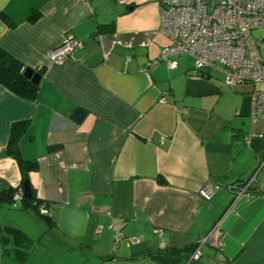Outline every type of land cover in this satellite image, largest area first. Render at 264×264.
Masks as SVG:
<instances>
[{"label": "crops", "instance_id": "0c3cea01", "mask_svg": "<svg viewBox=\"0 0 264 264\" xmlns=\"http://www.w3.org/2000/svg\"><path fill=\"white\" fill-rule=\"evenodd\" d=\"M67 34L81 47L51 61ZM168 45L158 0H0V49L42 71L34 101L0 86V235L32 242L5 233L0 264H188L211 232L189 264H264V118L252 117V87H228L185 55L168 70ZM15 123L48 223L23 194L5 200L23 193L6 153ZM258 168L235 200L226 186ZM207 183L221 188L203 201ZM117 233L138 242L115 250Z\"/></svg>", "mask_w": 264, "mask_h": 264}, {"label": "built area", "instance_id": "2783aa9c", "mask_svg": "<svg viewBox=\"0 0 264 264\" xmlns=\"http://www.w3.org/2000/svg\"><path fill=\"white\" fill-rule=\"evenodd\" d=\"M123 4L125 0H117ZM160 11V31L165 34L170 45L163 48L159 60L168 70L177 68L176 58L187 56L193 67L201 74L217 70L228 87L250 85L252 87V117L264 118V59L260 54V43L264 48L261 32L264 30V0H158ZM258 32V36L253 33ZM81 47L72 35L67 34L62 44L48 54L51 61H59L73 56ZM157 61L148 65L153 66ZM256 170L244 181L228 185L234 199L244 195L256 181ZM221 188L207 183L199 190L203 201H209ZM18 189L12 201L22 198ZM40 214L46 213V205L38 207ZM160 235V232H156ZM214 239L213 232L200 238L188 257V264L197 262L201 248ZM121 242L135 244L138 238H125L114 234V247Z\"/></svg>", "mask_w": 264, "mask_h": 264}, {"label": "trees", "instance_id": "16d2710c", "mask_svg": "<svg viewBox=\"0 0 264 264\" xmlns=\"http://www.w3.org/2000/svg\"><path fill=\"white\" fill-rule=\"evenodd\" d=\"M26 68L16 59L5 53L3 50L0 49V86L7 89L10 93L14 94L16 97L27 100V101H34L36 98V93L38 86H35L31 83V81L24 77L23 72ZM41 74L42 71H39ZM25 127L24 123H15L11 126L10 129V136L6 147V153L10 157L14 158L18 164L19 171L21 174V186L23 182L28 181V176L32 172L37 171V164L34 161H27L23 160L19 156L18 151V137L20 131L23 130ZM31 190V197L30 198H23L22 203L25 208H28L29 211L36 216L41 221L48 223V219L45 214L39 213V205L43 204L44 202H40L36 199L34 190ZM15 190L9 188L5 191L9 194V198L5 199L6 202L12 201V195ZM3 196V193H0V196ZM6 197V196H5ZM2 199V198H1ZM45 204V203H44ZM46 205V204H45ZM47 208V207H46ZM3 235H0V242L4 247V235L7 233L8 237L16 238L19 242L23 243L24 247L30 246V241L26 240L22 234H20L17 230L8 229L6 232H2ZM5 252V249H4ZM25 253V252H24ZM26 255V254H25ZM24 255V257H25ZM24 257L19 256L20 260H23ZM189 257V256H188ZM188 257L186 259H188ZM162 261H167L166 258H161Z\"/></svg>", "mask_w": 264, "mask_h": 264}, {"label": "water", "instance_id": "95a60500", "mask_svg": "<svg viewBox=\"0 0 264 264\" xmlns=\"http://www.w3.org/2000/svg\"><path fill=\"white\" fill-rule=\"evenodd\" d=\"M254 36H258V32L253 33ZM23 75L25 78L29 79L31 83L35 86H38L40 80H41V74L39 72H35L31 68H26L23 72ZM23 189V196L24 198H30L31 197V190L29 187V184L27 181H25L22 185Z\"/></svg>", "mask_w": 264, "mask_h": 264}, {"label": "rangeland", "instance_id": "374dc122", "mask_svg": "<svg viewBox=\"0 0 264 264\" xmlns=\"http://www.w3.org/2000/svg\"><path fill=\"white\" fill-rule=\"evenodd\" d=\"M261 38L264 39V30H262L261 32ZM260 54H261L262 59H264V48H262V43H260ZM257 88H264V85H260ZM34 263L36 264V262L34 261L31 264H34Z\"/></svg>", "mask_w": 264, "mask_h": 264}]
</instances>
